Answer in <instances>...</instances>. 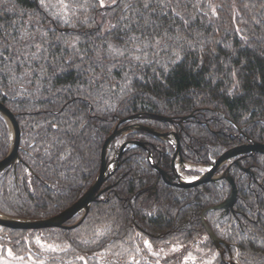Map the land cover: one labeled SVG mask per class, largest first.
Masks as SVG:
<instances>
[{
    "label": "trees",
    "instance_id": "16d2710c",
    "mask_svg": "<svg viewBox=\"0 0 264 264\" xmlns=\"http://www.w3.org/2000/svg\"><path fill=\"white\" fill-rule=\"evenodd\" d=\"M0 101L21 134L16 165L0 174V212L24 219L55 216L78 200L124 119L119 127L178 130L181 155L193 163L238 142H264V0H0ZM124 140L144 146L122 153L77 226L0 225V257L264 264V154L243 158L253 176L234 168V211L205 212L216 245L200 216L224 200L225 186L164 184L153 165L167 169L173 148L143 130L114 138L107 163ZM9 147L0 113V160Z\"/></svg>",
    "mask_w": 264,
    "mask_h": 264
},
{
    "label": "water",
    "instance_id": "95a60500",
    "mask_svg": "<svg viewBox=\"0 0 264 264\" xmlns=\"http://www.w3.org/2000/svg\"><path fill=\"white\" fill-rule=\"evenodd\" d=\"M0 113L4 116L6 119L8 126H9V131H10V147L9 151L6 154L4 158L0 160V174L8 169L11 166L16 165L18 158H19V143H20V128L18 121L16 119V115L7 107L5 106L1 101H0ZM148 118L156 119L162 122H174L173 118L171 117H166V116H161V115H155V114H148L145 115ZM139 117V115H134L127 120H132L134 118ZM126 120V119H124ZM119 121L113 131L106 137L102 149H101V158H100V168L98 175L96 176L95 180L92 182L90 187L86 190V192L78 199L76 200L72 205H70L68 208L65 210L61 211L59 214L49 217V218H42V219H24V218H18V217H12V216H7L4 215L0 212V225L13 228V229H40V228H50V227H60V228H73L77 226L86 216L87 212L89 211L90 204L96 200V198L101 194V186L105 182L106 178L110 175L112 171L117 167L120 157L124 150L130 148V146H144L143 143L138 142V141H132V142H124L120 146V152L117 157L114 158L113 161V166L110 167V163H107V150L114 138L117 136H123L125 133L131 130H143L146 131L150 134H153L157 137H160L164 140L169 139L170 133L168 132H160L157 131L151 127L148 126H137V125H126L119 127L120 124L124 121ZM182 120H185L183 118ZM175 138L177 136L173 134ZM178 141V138H177ZM179 151V145L177 143L176 146V153ZM174 153L173 156L176 155ZM250 153H262L264 154V142H252L249 141L247 143H243L237 146H234L227 151H225L223 154L220 155V157L215 161L213 164V168L208 171L204 176H200L197 179L191 181V182H180L177 185L182 186V187H189V186H195L198 185L199 183L205 182L207 180H210L211 175L218 169V166L226 160L232 159L234 157H239L243 156L245 154H250ZM151 158V155L148 156ZM153 167L158 170V167L153 165ZM173 169V168H172ZM174 170V169H173ZM163 175V179L165 182H167L166 175L164 172H161ZM226 177L228 178L232 189L230 196L222 203L211 206L203 210L201 213V222L202 225L204 226L205 231L209 235L210 239L212 240L213 243L216 245L221 242V240L214 234L212 229L210 228L209 224L207 223L205 219V212L207 210H212V209H224L225 211H228L229 208L233 206V204L236 201V196H237V188L235 187L234 181L232 177L226 174ZM81 215L79 220H77L76 223L67 225L66 222L70 220L71 218Z\"/></svg>",
    "mask_w": 264,
    "mask_h": 264
},
{
    "label": "flooded vegetation",
    "instance_id": "af4514ba",
    "mask_svg": "<svg viewBox=\"0 0 264 264\" xmlns=\"http://www.w3.org/2000/svg\"><path fill=\"white\" fill-rule=\"evenodd\" d=\"M182 121V120H181ZM180 120L177 121L178 124L181 123ZM149 127V126H148ZM154 129V128H153ZM156 130V129H155ZM158 131V130H157ZM168 133H170L169 135V139L167 140L172 148H173V153L171 155V160H170V166L167 168V169H164V168H160L158 167L157 165H155L156 167H158V170H156L154 167V169L156 170L157 174H158V179L160 181H162L164 184H166L167 186L169 187H172L174 189H190V188H195L199 185H202V184H205V183H212L214 184L215 186H222V184L225 186V189H227V195L226 197L224 198V200H222L221 202L217 203V204H213V205H210L208 207H211V206H215V205H218L222 202H224L229 196H230V193H231V189H232V186L228 180V178L226 177V174L229 175L230 177H232L233 181H234V184H235V187L237 188V196H236V201H237V198H238V186H237V182H236V179L234 178L232 172H234V168H237L239 169L240 171L242 172H245L249 175H252L253 176V171L249 168V166H243L241 164L243 158H249V156H251V154L253 153H250V154H245L243 156H239V157H234L232 159H229V160H226V161H223L219 166H218V169L211 175V178L210 180H207L205 182H202V183H199L198 185H195V186H187V187H182V186H178L177 184L180 183V182H191L195 179H197L198 177L200 176H204L208 171H210L212 168H213V164L215 163V161L220 157H217L216 159H212L210 162H205V163H193V162H189L187 160H185L182 155H181V150H180V134H179V131L178 130H173V131H168ZM175 134L178 138V141H177V138H175V136L173 135ZM250 140H247V141H243V142H238V143H235L233 145H231L230 147H228L225 151H227L228 149L234 147V146H237V145H240V144H243V143H247L249 142ZM128 143V142H132V140H124L122 141L119 146H118V152L116 154L115 157L118 156L119 152H120V146L124 143ZM140 142V141H138ZM142 143V142H141ZM177 143L179 145V151L176 153V146H177ZM144 145V144H143ZM131 147V146H130ZM125 151V150H124ZM224 151V152H225ZM223 152V153H224ZM174 153H176L175 156ZM222 153V154H223ZM221 155V154H220ZM114 157V158H115ZM148 159L150 160V162L152 163V158H149ZM113 161L114 159L110 162V167H112L113 165ZM194 167V168H190V167ZM182 170V172H184L187 176H190L188 178H185L182 176V174L180 173V168ZM174 170H173V169ZM198 168H201L200 170ZM113 172V171H112ZM111 172V173H112ZM161 172H164L165 173V177L167 179V182L164 181L163 179V175ZM110 173V174H111ZM155 185V184H154ZM103 186V185H102ZM102 186L100 188V190H102ZM155 186H153L154 188ZM235 201V203H236ZM235 203L233 204V206L231 208L228 209V211H225L224 209H212V210H216V211H219V215L222 217L226 214H229L230 212L234 211V205ZM206 207V208H208ZM205 208V209H206ZM204 209V210H205ZM201 218V216H200Z\"/></svg>",
    "mask_w": 264,
    "mask_h": 264
},
{
    "label": "rangeland",
    "instance_id": "374dc122",
    "mask_svg": "<svg viewBox=\"0 0 264 264\" xmlns=\"http://www.w3.org/2000/svg\"><path fill=\"white\" fill-rule=\"evenodd\" d=\"M188 167H190V166H188ZM190 168H194V167H190ZM198 169L200 170L201 168H198ZM180 173L185 178L190 177V176H187L184 172H182L181 168H180ZM0 264H43V263L34 262V261H32L28 258H24V257H15L9 253L8 255H6L4 257H0Z\"/></svg>",
    "mask_w": 264,
    "mask_h": 264
},
{
    "label": "snow or ice",
    "instance_id": "6c2138e0",
    "mask_svg": "<svg viewBox=\"0 0 264 264\" xmlns=\"http://www.w3.org/2000/svg\"><path fill=\"white\" fill-rule=\"evenodd\" d=\"M144 243H145L146 246L150 247L149 242L147 240H145Z\"/></svg>",
    "mask_w": 264,
    "mask_h": 264
}]
</instances>
